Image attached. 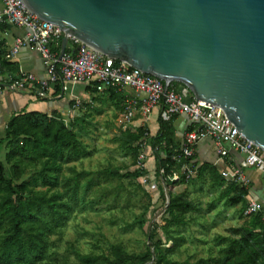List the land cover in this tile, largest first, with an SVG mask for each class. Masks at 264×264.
Returning a JSON list of instances; mask_svg holds the SVG:
<instances>
[{
	"label": "trees",
	"instance_id": "trees-1",
	"mask_svg": "<svg viewBox=\"0 0 264 264\" xmlns=\"http://www.w3.org/2000/svg\"><path fill=\"white\" fill-rule=\"evenodd\" d=\"M5 23L0 24L3 29ZM63 32L50 42L52 52L59 53ZM77 43L70 37L65 52L75 55ZM6 50L0 44V75L11 74L9 83L17 78L18 67L5 58ZM117 61V60H116ZM56 88L62 87L61 82ZM180 81H171L170 88L176 92ZM96 89V83L92 87ZM112 90V89H110ZM116 94V91H112ZM194 97L191 96L190 100ZM123 100V98H121ZM158 117V129L149 135L147 128L125 131L120 135L121 146L128 147L136 163V155L143 141L150 145L154 157L155 177L159 180V190L165 198L163 223L153 222L146 232L151 245L141 252L127 251L123 242H112L108 252L75 251L78 264H264V222L260 212L244 214L246 188L239 182L226 179L216 168L203 163L196 167L192 160L175 159L174 154L181 142L176 139L173 121ZM4 134L0 133V264H59L52 258L53 235L60 236V230L75 213L94 208L99 203L109 205H131L134 194L124 179L147 175V168H134L122 172L106 166L96 170L77 169L69 163L87 156L89 150L75 129L76 122L65 123L61 113L53 111H21L5 123ZM192 129V125L187 130ZM191 161L196 167V176L209 174L211 185L225 187L220 198L229 205H242V214L248 219L241 225L229 226L226 234L215 236L219 246L216 256L197 257L194 261H177L171 254L179 251L183 237L177 234L187 223L186 215L199 210L197 204L184 192H175L173 187L179 181L193 180L180 172L184 162ZM68 174H66V171ZM178 179H170L173 173ZM27 175V177L25 176ZM139 190L150 199L141 183ZM148 204L141 212L139 224L145 222ZM161 228L171 241L164 246L157 237ZM154 255V258L152 256Z\"/></svg>",
	"mask_w": 264,
	"mask_h": 264
},
{
	"label": "water",
	"instance_id": "water-1",
	"mask_svg": "<svg viewBox=\"0 0 264 264\" xmlns=\"http://www.w3.org/2000/svg\"><path fill=\"white\" fill-rule=\"evenodd\" d=\"M22 1L62 30L59 57L73 37L165 90L180 81L264 152V0Z\"/></svg>",
	"mask_w": 264,
	"mask_h": 264
},
{
	"label": "built area",
	"instance_id": "built-area-1",
	"mask_svg": "<svg viewBox=\"0 0 264 264\" xmlns=\"http://www.w3.org/2000/svg\"><path fill=\"white\" fill-rule=\"evenodd\" d=\"M0 3V24L11 23L25 30L23 35L14 38L10 48L4 54L5 58L12 59L24 47L34 48L40 52L47 73L45 78H38L30 72L25 73L11 81L8 84L9 88L24 90L28 83H34L36 95L46 98L50 87L60 82L62 87L67 82L88 81H94L97 89L130 87L135 93L134 97L138 105L136 107L134 99L126 96L122 115L117 121L121 129L130 126L137 108L143 116H147L155 107H159V115L164 120L174 115L186 114L196 123L184 134L180 148L172 154L173 158L189 160L194 154L197 142L209 136L218 144L221 155H226L228 148L237 150L243 155L240 166L234 167L229 172L223 170L221 172L223 176L230 175L232 180L246 185L248 179L243 174L244 167H254L264 172V152L242 135L233 122L226 117L221 107L196 98L187 101L180 93L170 88L171 82L165 90L162 79L124 61L108 57L73 37L71 38L77 43L75 55L64 52L59 57V54L52 52L50 47L51 40L60 36L62 32L57 25L39 18L27 9L22 0H0ZM222 141H226L229 147L224 148ZM146 146L147 143L143 141L138 150L135 163L137 168L146 167ZM191 161L184 162L180 169L186 178L193 176L196 172V167ZM170 179H178V174L173 173ZM257 211V202L250 200L243 212L245 215H250Z\"/></svg>",
	"mask_w": 264,
	"mask_h": 264
},
{
	"label": "rangeland",
	"instance_id": "rangeland-1",
	"mask_svg": "<svg viewBox=\"0 0 264 264\" xmlns=\"http://www.w3.org/2000/svg\"><path fill=\"white\" fill-rule=\"evenodd\" d=\"M82 113V115L89 113L91 116L96 111L85 109ZM90 116L87 118L89 119ZM94 117V120H88L89 123H83L88 132L81 135V139L91 153L69 164L77 169L87 170L111 166L126 172L136 168L135 163L133 164L131 150L128 147L123 148L118 143V132L111 117L108 115L104 119L101 114L92 118ZM66 121L70 120L66 118ZM4 129L5 126L0 127L2 135ZM222 145L229 147L226 141H222ZM148 154L145 157V166L149 173L136 180L124 179L125 184L134 194L131 205L116 206L99 203L94 208L75 213L60 230V236L57 234L52 236L54 241L52 258L59 264H78L75 251L69 248L72 244L74 249L80 252H108V245L118 241L123 242L127 251L130 252H141L146 246L151 245L146 232L153 222L162 225L165 198L168 196L166 191L165 198L160 193L159 180L153 172L154 160L151 158L153 156L151 153ZM0 159H3V154ZM192 178L194 179L179 181L173 187V191L184 192L199 207V210L186 215L187 223L182 225L177 232L183 239L179 251L170 256L171 259L182 262L194 261L197 257L216 256L219 246L215 244V236L226 234L229 226L241 225L248 219L242 214V205L230 207L231 205L223 202L219 198V190L211 186L207 178L204 176ZM224 178L231 179L230 175ZM137 183H141L149 193V200L138 189ZM147 204L145 222L141 227L138 225V219ZM157 237L165 247L171 245L167 234L161 228L157 229Z\"/></svg>",
	"mask_w": 264,
	"mask_h": 264
},
{
	"label": "crops",
	"instance_id": "crops-1",
	"mask_svg": "<svg viewBox=\"0 0 264 264\" xmlns=\"http://www.w3.org/2000/svg\"><path fill=\"white\" fill-rule=\"evenodd\" d=\"M24 33V29L16 27L11 23H5L3 29H0V44L2 45V48L7 51L14 41V38L18 35H23ZM8 60L14 62L18 67V72L14 75L19 76L20 74L21 76L30 72L38 78H45L47 76L42 56L40 52L34 48L24 47L12 59ZM10 79L11 74H9L8 71L0 75L1 128L6 125L5 123H7L11 116L21 111H39L44 113L57 111L61 113L65 123L72 124L73 122H76L74 126L75 129L80 132V135L88 132V129L83 126V123H89V119L94 120L95 117L92 118L93 116L97 117L101 114L104 119H106L109 115L115 122L114 125L118 132V143L120 135L125 131L133 132L137 128L143 126L147 128L148 133L151 136L155 134L158 129L159 107H155L147 116H143L137 108L134 111L131 124L128 128L121 129L118 126L117 121L122 115L126 96L134 99L136 107L138 105V101L136 97H134L135 93L130 87H122L121 89L103 87L101 89H94L92 88L95 84L94 81L67 82L64 84V87H59L60 89L56 88V84L52 85L47 92V97L40 98L36 95V86L34 83H28L24 90H14L8 86ZM176 89L178 90L177 92L187 101L193 96L184 85H176ZM112 91H116V94ZM121 98H123V100H121ZM82 108H84V110ZM85 109L88 111L95 110L96 113H93L91 116L89 113L82 115V111H85ZM88 116H90L89 119L87 118ZM66 118L70 121L67 122ZM195 123L196 122L186 114L176 115L173 121L176 139L181 142L184 134L188 131L187 127L190 125L194 127ZM224 148L227 147L224 146ZM146 152L147 154L149 152V154L151 153L152 155V150L149 144L146 146ZM151 158L154 160V157ZM242 159L243 155L232 148H228V153L226 155H221L219 153L218 144L212 137L207 136L197 142L192 160L196 163V167L206 163L214 166L217 173H221L223 170L229 172L234 167H239ZM243 174L248 179V183L244 185L246 188L244 204L247 205L248 201L255 200L258 204V212L261 213L264 222V172L254 167H244ZM194 176H196V172L191 177ZM204 177L209 180V183H211L212 180L209 174H205ZM214 187L219 190L220 198V193L225 187V184L214 185ZM220 199L225 202L224 199ZM234 206L235 205H231L230 207Z\"/></svg>",
	"mask_w": 264,
	"mask_h": 264
}]
</instances>
